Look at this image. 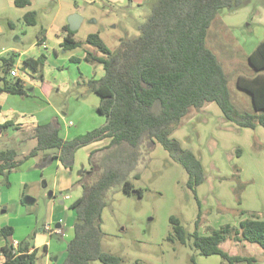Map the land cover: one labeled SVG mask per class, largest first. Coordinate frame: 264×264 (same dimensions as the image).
Masks as SVG:
<instances>
[{
  "label": "trees",
  "instance_id": "1",
  "mask_svg": "<svg viewBox=\"0 0 264 264\" xmlns=\"http://www.w3.org/2000/svg\"><path fill=\"white\" fill-rule=\"evenodd\" d=\"M246 0H147L150 13L140 26L135 38H122L119 47L110 49L101 36L90 34L85 41L75 39L67 26L63 51L68 52L83 45L94 48L101 56L87 53L85 60L104 65L105 75L99 80L85 84L91 93L101 98L98 112L107 118L105 126L74 140L65 141L60 136L57 121L38 125L32 130L31 138L36 146L26 155L15 148L0 151V175H7L27 159L40 153L54 150L48 164L58 158L65 168H72L76 152L102 138H110L108 146L93 150L89 154L90 170H84L80 177L83 195L71 207L75 214L74 236L67 247V258L63 264H121L119 256L105 252L102 248L104 236L102 214L107 205L108 193L121 188L131 195L142 197L132 179L142 159L143 150H150L160 143L178 161L188 174V187L197 198V188L206 181L201 160L190 150L184 149L173 134L180 128L184 118L192 109L201 110L205 105L215 103L224 117L241 128H264V40L249 55L251 76L240 75L237 87L251 97L252 112H243L232 98L229 84L231 76L217 54L208 47L209 30L219 13L235 11L243 7ZM15 6L26 8L31 0H15ZM36 12L25 15L28 24H35ZM44 57L28 59L26 66L38 69L44 64ZM12 62L7 61L8 75L0 84V93L27 94L19 78H13ZM9 123L0 125L6 130ZM240 154V150L238 151ZM244 214V213H242ZM174 236L182 245L192 241V247L199 255H219L227 264H258L254 257L233 256L221 248L227 238L237 242H248L264 249V218L251 215L238 225H223L209 235H202L198 229L187 233L181 221L172 217ZM201 220L198 218L197 227ZM12 229H4L9 236ZM30 241H28L29 243ZM4 264H37V251L29 253V246H20L15 252L13 246L2 249ZM196 264L194 258L192 261Z\"/></svg>",
  "mask_w": 264,
  "mask_h": 264
},
{
  "label": "rangeland",
  "instance_id": "2",
  "mask_svg": "<svg viewBox=\"0 0 264 264\" xmlns=\"http://www.w3.org/2000/svg\"><path fill=\"white\" fill-rule=\"evenodd\" d=\"M75 2L76 0H53L20 9L14 5L13 0H0V27L5 31L4 35L0 33V45L10 44L27 50L41 32L50 28L56 12L60 11L55 25L68 22L73 15L69 12L75 8ZM251 2L252 6L239 12L224 10L218 15L222 21L227 16V22L233 25L229 31L233 36L234 47L241 45L246 50L256 48L264 40L261 19L254 22L248 20L253 9L257 11L264 8V0ZM79 4L82 5V2ZM84 7L86 22L78 30L77 38H85L89 28H94L102 33L111 49L117 44L116 36L135 38L140 34L139 30L134 35V31L129 28L124 34L121 24L120 27L117 26L120 19L127 27H134L135 24L140 26L150 13V6H142L148 11L147 17L144 15L137 17L138 21H133L125 12H108L99 0L96 6L84 3ZM34 10L37 11V20L35 25H31L26 22L25 15ZM217 30L218 26H214L209 31L207 45L216 52L231 75L229 88L235 105L243 112H252L250 95L240 90L236 81L239 75L250 74L253 70L237 53L228 52L231 46L221 45ZM71 89L73 94L82 89V86H72ZM97 101L99 99L96 97ZM173 137L180 141L184 149L192 151L204 166L206 181L197 188L200 206L188 187L187 172L156 142L150 150H143V159L136 171L139 178L132 179L135 188L143 191V196L129 195L121 188L108 193L107 205L102 214V248L105 252L119 256L121 264H194L193 258L196 264H227L219 255H199L192 247V241L182 245L177 239L171 240L174 231L170 219L178 218L187 233L193 234L198 229L200 234L209 235L223 225L236 226L241 219L254 214L264 218V128H241L234 122L227 121L217 104L210 103L201 110L192 109ZM84 147L76 152L72 168L68 171L62 166L57 170L55 167L52 174L43 176L40 181V171L47 168L51 161L46 165L45 161L38 162L36 169L30 168L32 177L27 179L30 191H24L25 197L35 199L33 196L37 195L41 199L38 205H28V209L42 207L43 203L54 199L58 208H67L66 219L73 228L75 214L70 208L83 195V189L79 185L81 173L90 170V149ZM53 152L54 150L45 151ZM32 179L36 180L35 185H40L35 192L32 191ZM67 180L71 183L68 184ZM66 196H69L68 200L65 199ZM61 200L64 201L63 205L59 203ZM198 218L201 222L197 227ZM41 224L42 222L39 226ZM50 241L56 244L57 251H53L55 258H64L66 241L58 240L56 236ZM221 248L230 255L254 257L258 264H264V249L257 244L227 238L221 243ZM91 264L103 263L94 261Z\"/></svg>",
  "mask_w": 264,
  "mask_h": 264
},
{
  "label": "crops",
  "instance_id": "3",
  "mask_svg": "<svg viewBox=\"0 0 264 264\" xmlns=\"http://www.w3.org/2000/svg\"><path fill=\"white\" fill-rule=\"evenodd\" d=\"M31 1V6H33L35 4L42 5L53 0ZM99 1L108 12H125L133 21H138L137 17H143L144 15L147 17L148 15V11L142 7L147 0ZM13 2H15V0H13ZM79 2H82V5H80ZM84 3L96 6L97 0H76L75 8L69 12V14L78 13L84 17L79 29H81L86 22V17L84 16ZM249 6H252V2L251 0H246L244 6L235 11L239 12L243 8H249ZM31 12H36V24L37 11L34 10ZM59 12L60 11L55 13L50 28L46 32H41L37 36L34 44L27 50H21L10 44L4 46L0 45V84L2 83L1 79L5 75H8L6 62L10 61L13 65L11 70H18L20 74L19 79L24 88L27 89V94L25 95L9 94L5 92L0 93V125L9 123L6 130L0 129V151L17 147L15 149H17L22 156L28 154L36 146V141L31 138L32 130L38 125L47 124L52 121H57L59 123L60 136L65 141L74 140L79 136L105 126L107 123V118L97 110L101 102L100 96L91 93L85 84L86 81L99 80L104 77L105 69L103 64L87 62L85 60L88 52L94 53L96 56H101V54L88 45H83L68 52H64L63 42L66 35L64 29L69 26V24L66 22L64 24L55 25L58 20L57 15ZM256 19H261L264 26V8L257 11L253 9V11L250 12L248 20L254 22ZM119 24H121L122 27H120ZM10 25L13 26L12 24ZM117 26L122 28L124 34L128 31V28L134 31V35L139 33V25L137 26V24H135L134 27H127L124 25L122 19L118 21ZM214 26H218L217 32L219 33V39H221V45L226 47L231 46L228 52L237 53L242 61L248 64L249 55L259 44L255 46L256 48H250L249 50L241 47V45L239 47H234L235 44L233 45L232 42L233 36H231L229 31L230 27L233 25L227 22V16L225 21H222V19L217 16L211 28ZM78 30L75 35L76 40L85 41L90 34L98 33L101 38L106 41L102 33L94 28H89L86 37L79 39L77 38ZM225 32L227 34H225ZM0 33L1 35L5 34V31L1 27ZM209 36L208 33L207 44ZM116 37L117 44L113 46L114 48L112 50L119 47L120 40L125 36L119 35ZM41 57L45 58L44 64L37 70L25 65L26 60H37ZM252 74L253 71L250 74L241 75L251 76ZM77 85L82 86V89L71 94L72 86L74 87ZM66 94L69 96H66ZM96 97L99 99L97 102ZM62 109H65V111L63 112ZM110 141V138H102L84 148L90 149L91 153L93 150L108 145ZM54 154L55 152H42L34 158L27 159L23 164L11 170L7 175H0V264L5 263L2 249L8 245L13 246L17 253L19 252L20 246H29V253L36 250L38 253L37 264H63L67 258L68 243L74 236V228L69 226V221L67 222L66 219L67 213L65 210H67V208H58L56 201L51 199L47 203H43L42 207L38 206V208L34 210L28 209V205H38L41 196L28 194L35 197V199H33L34 202L28 204L26 203V199L29 198V196L25 197L24 194V191H30L27 182V179H29L28 177H32V174L29 172L30 168L36 169V163L52 158ZM61 166L64 167L58 158L51 160L49 166L40 171V181L43 176L47 177L52 174L53 168L56 167L57 170ZM64 169L67 171L70 170L65 167ZM66 174L67 173H64V175ZM35 181V179H32V182H34L32 188L33 192L40 187V185H35ZM67 183L70 184L71 181L67 180ZM79 185H81L80 180ZM73 187L74 184L72 183L71 188ZM66 197L69 199V196ZM61 201H59L60 204ZM62 203L64 204V202ZM70 210L74 212L71 208ZM40 222H42L41 226H39ZM47 224L53 225V227L59 229L60 233L45 231L44 227ZM66 227L67 230L65 229ZM9 228L12 229L11 234L9 236H4L2 230ZM54 236H56L58 240L66 241V248L63 250L65 255L62 259L58 256L55 258L54 252L56 253L57 251L56 244L50 241ZM28 241L30 242L28 243ZM59 259L62 261H59Z\"/></svg>",
  "mask_w": 264,
  "mask_h": 264
},
{
  "label": "water",
  "instance_id": "4",
  "mask_svg": "<svg viewBox=\"0 0 264 264\" xmlns=\"http://www.w3.org/2000/svg\"><path fill=\"white\" fill-rule=\"evenodd\" d=\"M82 21H83V18L80 14L75 13V14L71 15V17L68 20L69 29L73 32L77 31L79 29ZM132 193L134 194L135 191H133ZM50 195L52 196L53 193H50ZM33 202H34L33 199H30V198L26 199V203H28V204L33 203ZM62 202H64V201H61V204H63Z\"/></svg>",
  "mask_w": 264,
  "mask_h": 264
},
{
  "label": "built area",
  "instance_id": "5",
  "mask_svg": "<svg viewBox=\"0 0 264 264\" xmlns=\"http://www.w3.org/2000/svg\"><path fill=\"white\" fill-rule=\"evenodd\" d=\"M10 75L13 78H19L20 77V74H19L18 70H16V69L11 70L10 71ZM65 199H68V197H65ZM44 228H45V231H48V232L60 233V230L59 229L53 227L50 224L45 225Z\"/></svg>",
  "mask_w": 264,
  "mask_h": 264
}]
</instances>
